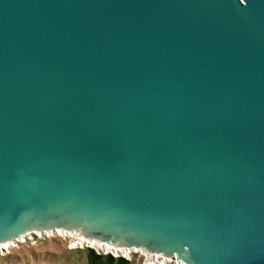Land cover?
<instances>
[{"label": "water", "instance_id": "1", "mask_svg": "<svg viewBox=\"0 0 264 264\" xmlns=\"http://www.w3.org/2000/svg\"><path fill=\"white\" fill-rule=\"evenodd\" d=\"M58 229L264 264V0H0V244Z\"/></svg>", "mask_w": 264, "mask_h": 264}, {"label": "rangeland", "instance_id": "2", "mask_svg": "<svg viewBox=\"0 0 264 264\" xmlns=\"http://www.w3.org/2000/svg\"><path fill=\"white\" fill-rule=\"evenodd\" d=\"M74 240L56 236L54 238L30 237L22 244L12 248L8 255L0 257V264H81L87 252L92 250L94 255H108L113 259L122 257H113L109 254H103L96 250L84 247L73 248ZM82 251V252H79ZM6 254V253H5ZM130 264H150L151 260L140 254H133L130 259L122 258ZM167 264H176L170 262Z\"/></svg>", "mask_w": 264, "mask_h": 264}, {"label": "bare ground", "instance_id": "3", "mask_svg": "<svg viewBox=\"0 0 264 264\" xmlns=\"http://www.w3.org/2000/svg\"><path fill=\"white\" fill-rule=\"evenodd\" d=\"M56 236L73 239L74 240L73 248L89 247V248L96 250L97 252H101L103 254H109L113 257H122L125 259H130L133 254L140 253L146 258V260H151L150 264H167L170 262H175V263L179 264L176 261V259H172V258L169 259V258L157 256V255H151L148 253H143L142 251H140L138 249L114 248L108 244L99 243V242L93 241V240H87L86 238H84L83 236H81L77 233L66 232V231L59 230V229L55 230V231H46L43 233L36 232L34 234H27L25 236H21L17 239V241H9V242L0 244V251L2 253L7 254V253H9V251L12 248H15L19 244L24 243L30 237L54 238Z\"/></svg>", "mask_w": 264, "mask_h": 264}, {"label": "trees", "instance_id": "4", "mask_svg": "<svg viewBox=\"0 0 264 264\" xmlns=\"http://www.w3.org/2000/svg\"><path fill=\"white\" fill-rule=\"evenodd\" d=\"M82 252V251H79ZM87 252L84 260H81V264H130L128 261L122 258L113 259L108 255H94L92 250H85Z\"/></svg>", "mask_w": 264, "mask_h": 264}, {"label": "built area", "instance_id": "5", "mask_svg": "<svg viewBox=\"0 0 264 264\" xmlns=\"http://www.w3.org/2000/svg\"><path fill=\"white\" fill-rule=\"evenodd\" d=\"M5 255H8V254L2 253V252L0 251V257H4ZM176 264H177V263H176Z\"/></svg>", "mask_w": 264, "mask_h": 264}]
</instances>
